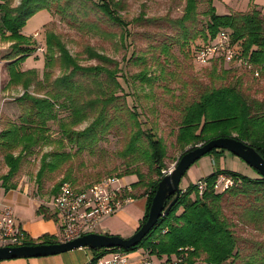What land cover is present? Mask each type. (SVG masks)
<instances>
[{"label":"trees","instance_id":"1","mask_svg":"<svg viewBox=\"0 0 264 264\" xmlns=\"http://www.w3.org/2000/svg\"><path fill=\"white\" fill-rule=\"evenodd\" d=\"M12 2L0 0V41L11 43L8 53H0L4 60L1 83L2 90L20 86L23 93L15 100L20 110L18 119L6 120L0 127V159L8 168L6 173L0 174V186L5 190L16 189L18 183L14 181L15 177L23 165L36 155L38 148L55 145L54 150L42 155L36 175L38 185L42 188L43 179L72 158L71 152L62 150L66 144L75 145V153L92 150L105 131L120 123V118L134 127L121 156L132 157L138 153L139 159L134 158V161L143 159L145 162L140 160L142 163L136 164L138 161H132L135 166L119 175L138 176L129 185L134 198L147 197L142 223L145 222L159 181L167 172V148L152 129L144 127L138 109L129 106L127 98L118 94L123 89L119 63L93 46L86 45L87 59L96 60L97 64H81L61 37L48 31L43 78H39L34 68H22L35 49L30 38L22 32L33 15L41 10L55 9V13L62 15L64 20L81 31L98 29L94 24L89 27L87 21L81 20L80 16L88 15L87 9H90L104 16L113 26L126 29L128 22L119 12L123 0H21L16 6ZM203 2L207 3V8L201 11L199 5ZM199 15L205 18L204 28L198 35H191L187 24L196 23ZM143 19V16H139L134 21ZM175 23L181 26L185 38H202L201 44L195 42L193 48L190 45L191 57L194 58L198 47L211 42L224 30L230 33L234 42L240 44L251 63L261 70L260 76L264 75V14L255 3L248 11L219 14L214 0H186L184 14ZM189 42L186 41V46ZM162 51L169 54L170 47L163 46ZM56 62L61 66L62 75L53 78L52 67ZM210 63L215 71L224 61L213 59ZM139 77L149 85L157 79L146 72L140 73ZM58 108L67 111L68 118H60ZM180 112L177 142L183 151L178 161L184 153L200 143L219 137H235L255 147L264 156V100L249 98L239 84L203 86L198 97L183 104ZM91 117L93 120L87 127L77 128ZM51 122L59 123L58 138L51 133ZM187 146L191 147L185 149ZM225 151L213 149L206 154L214 156L216 168L208 176L199 179L207 185L202 194L199 193L197 182L181 188L178 199L142 241L125 250L131 252L142 248L151 254L158 252L169 258L182 257L183 264H264V242L257 241L253 246H247L253 242L250 244V241L241 238L236 231L238 224L225 212L228 206L236 207L238 210L234 213H240L246 222L258 227L260 220H264V177L257 170L258 176L249 177L227 168L221 169L218 159ZM143 163L148 165L146 173L140 168ZM220 174H227L233 180V185L225 191L214 189ZM71 179V174L66 173L53 186L52 194L58 193L65 182L77 186L78 183ZM174 198L175 195L171 196L168 204ZM47 211L44 206L38 209L39 214ZM45 216L50 215L47 213ZM57 241L48 234L35 240L26 234L24 245ZM243 249H249V252L244 253ZM99 254L94 258L100 257Z\"/></svg>","mask_w":264,"mask_h":264},{"label":"rangeland","instance_id":"2","mask_svg":"<svg viewBox=\"0 0 264 264\" xmlns=\"http://www.w3.org/2000/svg\"><path fill=\"white\" fill-rule=\"evenodd\" d=\"M12 3L14 5L15 0ZM254 3L259 4L264 11V0H214L219 14H225L229 9L232 13L248 11ZM185 5L186 0H123L119 12L128 22L126 29L113 26L104 16L87 9L89 14L80 16L81 20L87 21L89 27L94 24L98 29L87 28L88 30L83 31L64 20L62 15L55 13V9L52 11L41 10L33 15L22 29V32L30 38L32 46L35 47L33 53L22 64V68H34L37 70L39 78H43L48 31L58 34L71 54L81 64H97L96 60L87 59L86 45L93 46L96 50L114 58L121 67L120 76L122 77L120 80L123 89L118 94L127 98L129 106H135L138 109L144 127L152 129L157 137L163 140L167 148L165 169L166 171L173 170L183 151L177 142L181 119L180 108L186 102L196 99L203 86L239 84L249 98L264 100V75L259 78L244 65L225 62L221 66L218 65L214 71L211 63L202 65L191 57L190 45L192 46L195 42L201 44L202 38L200 36L195 40H191L189 36L185 38L184 35L182 36L181 26L176 25L175 21L184 14ZM199 8L203 11L207 8V3H201ZM139 16H143L144 19L135 22L134 19ZM204 22V16L199 15L196 23L187 24L188 33L191 35L197 33L198 35L204 28ZM187 40L190 42L186 46ZM10 45L9 42L0 41V53H8ZM40 45L44 46L45 51L42 52L38 49ZM163 46L170 47L169 54L163 53ZM3 66L4 60L1 59L0 54V127L6 120L18 119L20 110L15 100L23 93L20 86H10L8 89L2 90ZM143 72L148 73L152 78L156 77L155 83L149 85L143 82L139 77V74ZM52 75L53 78L62 75L61 66L59 63L57 65V62L52 67ZM57 112L60 118H68L67 111L58 108ZM120 115L124 118L123 114ZM92 118L78 125L77 128L87 127L93 120ZM119 121L120 123H116L112 129L101 135L99 142L92 150L75 153L77 147L66 144L62 150L71 152L72 158L57 171L48 174L43 179L44 181L42 180L44 182L42 188L39 187V181L36 178L42 163V155L47 151L54 150L55 145L38 148L36 155L23 165L14 181L18 183L19 188L27 189L40 203L49 206L57 195V193L53 195L51 192L53 186L66 173L71 174V180L77 182L76 187L80 188L111 175L119 176L124 183L133 182L138 176H120L119 174L135 166L133 163L135 161H138L136 164H141L140 160L143 159L137 160L139 159L138 153L132 157L121 156V152L126 149L130 141L134 127L129 126L127 121H122L120 118ZM50 124L53 137L58 138L60 135L59 123L51 122ZM190 147L187 146L185 149ZM223 156H225V168L233 169L234 159L239 162L237 172L249 177L258 176L256 169L236 157L232 152L226 150ZM134 158L137 159L134 161ZM209 159L210 155H205L195 162L183 176L180 187L183 188L182 186L189 180L190 172H194L197 177L206 175L209 171L208 166H213ZM220 161L221 157L218 159V162ZM129 163L131 164L129 165ZM140 168L144 173L148 172L147 163H143ZM7 170L8 168L0 159V174L6 173ZM236 210H238L236 207L228 206L225 212L231 217V220L238 224L236 231L241 235V238L250 241V244L253 242L252 245L247 246H253L257 241L264 242V220H260L256 227L246 222L240 213H234ZM141 251L142 248H138L134 255ZM68 252H71L69 257L75 260L85 258L84 249L79 248ZM243 252H249V249H243ZM111 255V253H107L104 257L108 258ZM48 257H52L53 262L57 260L56 255ZM153 257L156 259L169 258V256L158 254V252L153 253ZM39 258H18L12 259L10 262L12 264H29V260Z\"/></svg>","mask_w":264,"mask_h":264},{"label":"built area","instance_id":"3","mask_svg":"<svg viewBox=\"0 0 264 264\" xmlns=\"http://www.w3.org/2000/svg\"><path fill=\"white\" fill-rule=\"evenodd\" d=\"M45 51L44 46H38ZM197 63L205 65L213 59H222L227 64L244 65L260 76L261 70L243 53L239 43L232 40L227 31L219 32L211 42L198 47L194 53ZM172 170V169H171ZM170 170V171H171ZM170 171H167L169 173ZM199 193L206 188L203 180H198ZM233 185V180L227 174H220L214 184L216 191H225ZM132 187L124 183L116 175L107 176L87 187H76L70 182L60 186L51 204L52 208L62 220L61 242H66L89 233H96L104 218L119 211L134 197ZM26 232L17 220L11 205H4L0 211V246L24 245ZM137 251V250H136ZM126 251L123 248H112L110 257L100 256L91 258L85 264H183L182 257L156 259L149 251Z\"/></svg>","mask_w":264,"mask_h":264},{"label":"water","instance_id":"4","mask_svg":"<svg viewBox=\"0 0 264 264\" xmlns=\"http://www.w3.org/2000/svg\"><path fill=\"white\" fill-rule=\"evenodd\" d=\"M213 149H224L232 152L256 169L264 177V156L253 146L235 137H219L200 144L184 153L176 166L159 181L156 193L151 202L148 218L130 237L119 235L89 233L66 242L35 244L21 246H0V260L39 257L64 253L77 248H131L138 245L156 225L159 218L166 214L180 195V183L190 167ZM174 200L168 204L171 196Z\"/></svg>","mask_w":264,"mask_h":264},{"label":"crops","instance_id":"5","mask_svg":"<svg viewBox=\"0 0 264 264\" xmlns=\"http://www.w3.org/2000/svg\"><path fill=\"white\" fill-rule=\"evenodd\" d=\"M256 4V3H255ZM263 12V9L259 4H256ZM229 9L226 13H230ZM225 13V14H226ZM225 153V152H224ZM224 153L221 156V161L218 162L221 169L225 168V156ZM237 157V156H236ZM239 158V157H238ZM210 163L213 166H208L209 171L206 175L197 177L194 172H190V178L186 181V184L182 186L186 188L189 184L197 182L200 178H204L215 171L216 164L214 162L213 155H210L209 159ZM231 170L237 171L239 168L238 160L233 159ZM181 188V187H180ZM11 205L13 208V212L17 217V220L21 224L23 230L31 239H38L41 236L48 234L53 236L54 239L61 241L62 238V220L53 210L52 206L50 207L48 204H42L40 201L31 195L27 189L19 188L5 190L0 186V211L2 210L4 205ZM40 206H44L48 211L45 213H38V209ZM147 209V197L139 196L137 198L132 199L130 202L126 203L119 211L116 213L106 217L103 219L100 227L96 231V233L101 234H110V235H119L124 238H128L132 236L137 229L141 226L142 220L144 218L145 212ZM49 214V217H46L45 214ZM79 249V248H77ZM84 249L85 258L80 260H75L70 258L69 255L71 252H64L55 254L56 255V263L53 262L52 257L55 255H47V256H39V257H21V258H39L29 260V264H85L91 258L97 257L99 254L103 256L107 253H110L112 248H102V249H91V248H80ZM75 250V249H74ZM72 251V250H70ZM82 251V250H80ZM83 253V252H82ZM46 259H45V258ZM18 259V258H12ZM12 259H4L0 260V264H12L10 260ZM24 263V262H23Z\"/></svg>","mask_w":264,"mask_h":264},{"label":"clouds","instance_id":"6","mask_svg":"<svg viewBox=\"0 0 264 264\" xmlns=\"http://www.w3.org/2000/svg\"><path fill=\"white\" fill-rule=\"evenodd\" d=\"M20 2H21V0H15V4H14V6L19 5Z\"/></svg>","mask_w":264,"mask_h":264}]
</instances>
